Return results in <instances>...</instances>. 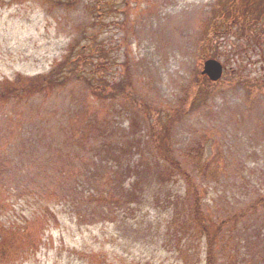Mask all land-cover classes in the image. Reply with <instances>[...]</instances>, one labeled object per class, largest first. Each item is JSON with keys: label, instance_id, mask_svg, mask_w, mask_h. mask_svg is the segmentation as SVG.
Here are the masks:
<instances>
[{"label": "rangeland", "instance_id": "374dc122", "mask_svg": "<svg viewBox=\"0 0 264 264\" xmlns=\"http://www.w3.org/2000/svg\"><path fill=\"white\" fill-rule=\"evenodd\" d=\"M83 1L77 0L70 12H64L54 3L60 0H0V80L39 75L55 65L62 66L63 49L69 41V18L77 15L72 13L73 8L79 6L80 11ZM218 1L130 0L129 4H135L130 7L129 19L127 11L113 7L116 9L104 30L107 51L117 56L119 64L124 62L134 88L130 96L133 101L126 97L128 104L136 102L141 106L139 97L159 108L165 103L177 104L189 80L197 78L189 112L172 130V146L174 156L186 164L192 160L185 155L194 156L191 149L203 150L204 155L214 147L224 151L227 163L217 175L209 169L199 173L193 166L188 167L192 170L190 180L202 197L201 208L197 209L199 216L207 219L216 209L218 223H225L222 233L211 239L218 226H210L212 229L204 234L188 217L187 225L180 226L185 221L181 215L178 226L169 227L166 222L170 208L153 199L145 203V194L129 197L136 202L144 199L140 213L124 211L123 205L119 209L129 218L137 217L133 221L136 227L128 232L110 222L109 217L115 213L110 205L115 204L116 197L99 206L96 214L91 213L93 206L63 204V199L52 197L48 203L55 219L48 218L40 248L28 258L15 257L10 264H205L204 253L213 240L221 245L214 250L215 264H264V209L245 215L236 226H231L236 221L232 217L236 210L264 197V43L244 32L241 13L236 14L232 23L226 19L223 10L229 0ZM233 1L231 9H237L236 0ZM216 34L222 35L216 37L217 41ZM207 46H212V52L218 56L209 54ZM209 57L223 65L222 77L217 82L201 74L203 62ZM116 63L110 75L125 73L124 65L121 70ZM79 89L77 83L73 87L68 85L49 95L25 98L24 105H17L14 98L0 102V132L6 133L5 137L0 135V139L5 138L0 140V147H10L12 160L29 158L37 164L40 154L44 160L45 154L64 150L70 152L72 160L80 161L86 156H97L103 143H113L107 149L108 158L119 164L131 163L127 162L128 157H133L132 150L139 152L137 145L139 141L146 142V135L140 122L130 123V113L119 109L117 103L108 115L105 112L96 118L102 123L87 133L84 146L69 143L65 138L66 115L84 103ZM126 139L130 146L125 144ZM110 149L118 150V154L124 152L123 161H119L120 155L113 157ZM207 160L205 155L201 162ZM174 177L184 179L180 175ZM50 179L41 175L35 184L43 187ZM180 181L167 183L162 191L155 188L151 179V188L146 185L148 182L142 187L145 193L156 192L158 197L170 188L172 203L180 208L185 203ZM67 187L68 183L63 188ZM130 202L135 208L136 204ZM4 212L6 216L10 212L13 218H20L23 207L13 202Z\"/></svg>", "mask_w": 264, "mask_h": 264}, {"label": "trees", "instance_id": "16d2710c", "mask_svg": "<svg viewBox=\"0 0 264 264\" xmlns=\"http://www.w3.org/2000/svg\"><path fill=\"white\" fill-rule=\"evenodd\" d=\"M60 1V3H54L56 6H61L64 12H70V8L75 5L77 0H73L71 3V0ZM121 1L85 0L80 11L79 6L74 7L75 11L72 13H77V15L69 18L67 37L69 41L63 49L62 66L55 65L48 72L39 75H18L14 79L0 80V102H7L14 98V102L19 105L20 102L25 101V98L49 95L65 89L68 85L73 87L77 83L80 87L78 92L84 96L82 99L84 103H79V107L75 111L66 115L67 133H65V138L69 143L84 146L87 133L102 123L96 118L103 116L105 112L108 115V110L112 109L114 103H117L118 107L120 106L119 109L127 110L130 113L128 117L130 123L140 122L141 131L144 130L146 135V142L139 141L137 145L139 152L132 150L133 157L127 159V162L131 163L126 165L108 158L107 149L113 143H103L102 150L98 152L97 156L87 157L85 155L86 159L80 161L72 160L70 152L64 150H58L55 153L49 152V154H45L44 160H41L40 154L37 164L29 158L12 160L14 156L10 155V147H0L5 150L0 149V264H10L13 259L15 260V257L28 258L38 251L42 244V233L49 225L48 218L55 219L53 210L48 203L52 197H56L58 200L63 199V204L75 203L93 206L92 214L99 213L97 210L99 206L101 207L116 197L118 200L115 204L110 205V208L113 209L111 212L115 213L109 219L112 225L119 226L121 231L128 232L131 227H136L133 226V221L137 217L129 218L124 211L130 209L140 213L144 199L145 203L153 199L155 202L167 204L172 211L167 215L166 223L169 227L178 226L181 215L185 221L180 226L187 225L185 222H188V217L194 226H199L204 234L212 229L210 226H218L214 228L216 231L211 239L217 238V235L222 233L221 226H225V223H218L216 209L213 208L215 212L210 214L207 219H204L202 215L199 216L197 209L201 208L202 197L190 180L192 170L188 167L193 166L199 173H206L209 169L212 174L217 175L225 169V163H227L226 156L224 160V151L214 147L213 150L205 153L208 160L201 162L205 157L204 151L191 149L194 156L186 154L185 156L192 160L186 164L174 156L172 146V130L178 120L189 112L190 103L194 100L192 92L193 86L197 84V78L193 77L189 80V84L182 90L183 97L178 100L177 104L165 103L159 108L155 104H150L145 97L138 98L140 102H143L141 106L136 102L129 104L126 102V97L127 100L133 101V97L130 98V96H132L134 88L129 82L130 78L124 62L119 64L117 56L113 57L112 53L107 51V32L104 30L105 24L112 19L111 14L118 6L120 7L117 9L123 8L125 12L127 11L125 15L126 19H129L130 7L134 6L135 0L130 4L128 3L130 0ZM233 2V0H229L227 7L223 10L227 13L226 19L231 20L232 23L236 14L241 13L240 22L244 32L252 37H259V41L264 43V0H236L234 6L237 9L234 7L231 9ZM79 3L80 1L77 4ZM113 7L116 8L112 9ZM218 36L221 38L222 35L216 34L215 41L219 40L216 38ZM205 49L209 54L218 56L217 52H212V46H207ZM114 63L120 65L121 70L125 67V73L110 75V73H114L112 71ZM108 92L111 93V96H106ZM201 94L200 91L199 97ZM86 96H88L87 100ZM105 102L108 104H104ZM132 113H134L133 118H131ZM152 119L154 123H152ZM0 135L5 137L6 133L0 132ZM0 140L4 141L5 138ZM126 143H129L128 139H126ZM110 153L113 157L120 155L119 161L121 162L125 156L124 152L118 154V150L111 151L110 149ZM41 175H48L51 178L48 184L43 187L35 184V180ZM175 175L183 176L184 179L175 180ZM29 176L31 177L29 178ZM61 177L65 180H58ZM150 179L151 183H155V188L158 191L165 189V185L169 182L171 184L182 182L183 195L185 196L184 205L178 208L172 203L174 196H170V188L166 193L163 192L161 197H158L156 192L145 193L142 186L148 182L146 185L151 188ZM67 183L70 187L63 188ZM72 187L74 190H70ZM255 187L254 185V189ZM77 191L79 198L82 199L80 203ZM133 194H137L138 197L145 194L146 197L140 202H136L133 198L129 200ZM130 201L136 204L135 208H132ZM13 202L19 203L23 207L20 218H13L10 212L7 216L5 215V207ZM121 205H123L124 211L119 210ZM258 209H264V197L249 202L236 210L232 215L236 221L232 222L231 226H236L238 222L247 217L245 215ZM72 213L77 218H81L76 211ZM176 215H178L177 218ZM105 216V212H103L102 217ZM171 232L177 234L174 230ZM209 235L211 234H207V237ZM19 241L21 243L18 246ZM217 244L218 242L213 240L207 245L209 251L206 250L203 257L205 264H215L214 250L217 246L221 248V245ZM12 248L16 250L14 251Z\"/></svg>", "mask_w": 264, "mask_h": 264}, {"label": "water", "instance_id": "95a60500", "mask_svg": "<svg viewBox=\"0 0 264 264\" xmlns=\"http://www.w3.org/2000/svg\"><path fill=\"white\" fill-rule=\"evenodd\" d=\"M201 74L206 75L210 81L215 82L222 75V66L214 59H207L203 62Z\"/></svg>", "mask_w": 264, "mask_h": 264}]
</instances>
